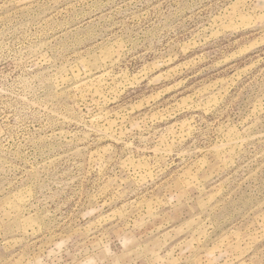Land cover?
I'll return each instance as SVG.
<instances>
[{"label":"rangeland","instance_id":"374dc122","mask_svg":"<svg viewBox=\"0 0 264 264\" xmlns=\"http://www.w3.org/2000/svg\"><path fill=\"white\" fill-rule=\"evenodd\" d=\"M0 264H264V0H0Z\"/></svg>","mask_w":264,"mask_h":264}]
</instances>
